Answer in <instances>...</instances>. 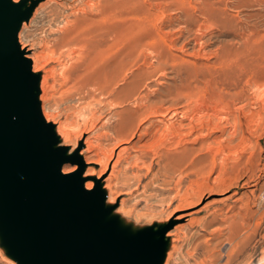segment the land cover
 <instances>
[{"label": "rangeland", "instance_id": "374dc122", "mask_svg": "<svg viewBox=\"0 0 264 264\" xmlns=\"http://www.w3.org/2000/svg\"><path fill=\"white\" fill-rule=\"evenodd\" d=\"M41 1L31 0L30 16ZM52 6L36 14L22 41L34 42L35 49L47 53L45 70L53 73L48 74L47 106L56 121H67L71 135L90 128L93 121V138L98 134L94 131L104 130L107 118L115 123L152 103L128 142V152L141 159L125 163L111 186L115 201L107 207L112 222L131 236L154 232L176 210L188 211L177 222L184 225L181 230L175 224L166 229L175 230V247L166 264H264V0L118 2L117 21L142 24L132 38H120L119 47L140 39L150 48H162L163 62L153 70L157 59L151 49L128 61L119 69L111 106L106 100L97 103V98H106L99 92L90 97L76 90L60 67L69 61L55 56L56 33L48 13ZM182 121L191 122L192 128L171 137L169 126ZM97 152L92 149L86 155L97 159ZM94 167L98 172L100 165ZM1 233L0 264H15L10 259L19 263L9 246L12 239L5 240Z\"/></svg>", "mask_w": 264, "mask_h": 264}, {"label": "water", "instance_id": "95a60500", "mask_svg": "<svg viewBox=\"0 0 264 264\" xmlns=\"http://www.w3.org/2000/svg\"><path fill=\"white\" fill-rule=\"evenodd\" d=\"M3 0L0 15V224L5 240L21 264H150L155 251L164 245L168 225L159 229L160 239L147 250L143 240L157 232L142 230L124 235L101 211L90 195L77 194L73 178L57 172V153L48 126L39 120V104L34 97L37 74L30 73L17 42V26L29 15L31 7L21 11ZM22 54V55H21ZM3 204V205H2ZM10 209V217L21 229L20 237L2 211ZM105 215L103 227L94 229V221ZM112 228L113 235L103 234ZM20 238L32 251L21 244ZM117 238L115 243L109 240Z\"/></svg>", "mask_w": 264, "mask_h": 264}, {"label": "bare ground", "instance_id": "6f19581e", "mask_svg": "<svg viewBox=\"0 0 264 264\" xmlns=\"http://www.w3.org/2000/svg\"><path fill=\"white\" fill-rule=\"evenodd\" d=\"M23 1L24 0H11V3H9V0H8V6L11 8H16L17 6L21 5V3ZM125 1H127V0H125ZM30 2H31V0H28L27 3L25 2L26 4L22 6L21 11L18 14H20L22 11H24L31 4ZM118 2L123 3L124 0L118 1ZM117 3L115 0H88V1H85V0H72V1L71 0H44V1L39 2L38 4L35 3L36 6L32 10V16H30L31 14H29L30 18L28 17L29 18L28 21H25V18L20 20V23L17 26L18 29H17V34H16L17 42L20 45V49L23 52V57L30 64V73L32 75L33 74L38 75V80L36 82V86H35V90H34V94H33L34 97L36 98L38 104H39L40 112H39L38 117H39L41 124H45L48 126V132L52 137V141L55 140V148L60 150L59 152L54 151L53 150V143H52L51 151L57 153V161L62 159L63 156H71L73 158V160H75V164L72 165V167H74L78 171L82 170L81 175L84 177H87V179H85L83 181V184L85 186L86 191H88L87 185H89V184L93 185L94 188L98 186V188L102 191V198H101L100 192H97L93 195H90V199L94 201L95 205L101 211H105L107 206L111 205V203L113 201H115L110 189H111L112 184H114L119 179L120 173L124 170V168H123V167H125L124 164L130 163V161L132 159H139L140 158L137 155H134V154L131 155V153L128 152V149H129L128 142L130 141L129 137H130V135L132 136L134 134V132L136 131L137 126H138L137 123L139 124V122H137V121L141 120L142 117H145L148 114L152 103L147 102V101H146L147 103H145L144 102L145 99H144L143 102L145 104H143V106L140 105V107L141 106L142 107L139 110H137L135 112V109H134L133 114H129V116H125V117H120L116 122L114 121L115 123H109L110 119L107 118L108 122L105 123V121H104V123L102 124V128H104V130H102L100 133L98 130L94 131V134H95V132H98V134L97 135L95 134L96 136L93 138H92V132H93L92 130L95 128V124L93 121L90 124V128H88V129L86 128V129H82V130L79 129V131L76 134H74L75 132L74 133L72 132V135L74 134V137H73L71 135L70 131L68 130L67 121H66V123H65V121L64 122L63 121H56L54 119L53 114L50 113V110L48 109V106H47V102H48L47 101L48 74L51 72V70H50V72H48V74H47V72L45 70V67H46L45 62H46V58L48 57L47 53L45 52L46 53L45 54L42 50L35 49L34 42L28 43V42L22 41V37H23L22 33L29 26V24L32 21H34L36 14L40 10L44 9V7H46L47 5L49 6V4L50 5L53 4V6L51 7V9L48 12L49 16H50V23L49 24L52 28H54V29H52V31L54 33H56V36H55L53 42H54V50L57 49L58 53H56L57 55H55L53 53L51 56L50 55L49 56L50 57H53L54 55L56 57L59 56L58 59H60V57H66V59H68L69 63L65 64L66 66L63 64L65 67L62 66V64H61L60 67H62V69L64 68L65 74H66L67 78L72 81L71 83L74 86V88H76V90H78L80 92L87 93L90 97L91 96L95 97L96 92H99L101 95L106 96V98L105 99L104 98H97V99L95 98L97 103H102L106 100L107 104L111 106V105H114V101H115L114 99H116V97H114V95L116 93L115 92V83H116V80L119 79L117 77L120 76L119 69H121L128 61H130L134 57L137 58L136 56L140 55V53L142 51L147 50V49H151L149 51L150 52L152 51V53H154L155 57H156L154 59H157V63L153 64V70L159 69L161 67V63L163 62L162 61V57H163L162 48H160V47L159 48H154V47L150 48L149 45H147L146 43H143V41H141L140 39L138 40V42L136 40H135L136 42L135 41L132 42L128 39V41H130L131 43H127V44L125 43L124 46L119 47L118 44L120 42L119 41L120 38H121V40H123L126 37L132 38L133 34L131 35V33H134V31H133L134 28H139L142 26V24L140 22L130 23V22H128L130 20H127L126 22H124L122 24L120 23V20H118L119 21L118 22L117 21V11H116ZM125 3H127V2H125ZM171 3H173V1ZM208 3H210V2H208ZM118 5H120V4H118ZM178 5H176V6H178ZM123 7H126V6H123ZM141 9H143V8H141ZM132 12H134V10ZM150 13H151V11H150ZM203 13H204V11H203ZM205 13H206V11H205ZM207 13H210V11L209 12L207 11ZM127 15H129V14H127ZM47 16H48V14H47ZM193 16H194V14H193ZM206 17H207V15H206ZM179 20H181V19H179ZM131 21H133V20L131 19ZM117 22L120 24H118ZM207 25H209V24H207ZM143 29L145 30L144 26H143ZM154 30H155V28H154ZM139 31H140V29H139ZM177 33H178V31H177ZM135 34H137V32ZM163 46H164V44H163ZM50 48H52V47H50ZM51 51L52 50H50V52ZM54 60H56V59H54ZM57 63H58V61H57ZM125 68H126V66H125ZM50 69H52V68H50ZM62 69L61 68L59 69L60 72ZM53 72H55V71H53ZM62 73H63V70H62ZM145 73L149 74V73H151V71H148V72L145 71ZM59 74L61 76V73H59ZM121 74H122V72H121ZM156 74H158V73H156ZM139 75H141V74H139ZM65 79H66V77L64 78V80ZM142 81H143V79H142ZM134 84H135V82H134ZM118 85H119V83H118ZM133 86H135V85H133ZM52 89H54V88H52ZM98 97H100V96H98ZM150 99L153 100L152 97ZM224 105H226V104H224ZM216 108H217V106H216ZM156 110H158V109H156ZM213 116H214V114H213ZM90 118H88V120ZM227 120L230 121L229 119H227ZM183 121L179 124V126H177L175 124H171L169 126V128H168L169 132L168 133L171 134V137H175V136L178 137V135H181L180 130H183L187 126H189L190 129L192 128L191 122L187 123V122H183ZM192 123H193V121H192ZM69 127H71V126H69ZM85 127H86V124H85ZM53 131H54V136L52 135ZM190 131H192V130H190ZM232 133L234 134V132H232ZM144 134L148 135L149 131L146 129L144 131ZM183 136L185 138V135H183ZM107 139H110L109 140L110 142H108L106 145L105 140H107ZM169 140H171V138ZM169 140H168V142H169ZM184 140L182 139V141H184ZM187 141L189 142L190 139H186V142ZM92 149H96V150L98 149L99 150V152H97V155H98L97 159H91V158H89L90 156L88 157L86 155V153L88 151H91ZM190 149H192V148L185 147L184 151H188ZM98 153H100V154H98ZM137 161L138 160H136V162ZM94 164L100 165V169L98 170V172L96 171ZM126 166H127V164H126ZM64 168H66V167L63 165L62 166V173L67 174L66 172L63 171ZM107 172H108V174H107ZM73 180L75 182V185L77 186V194L79 195L82 193L80 191V181H79V179H76V178H73ZM2 198H3V193H2V190L0 188V200ZM2 205H1L2 211L4 212L8 221L11 224H13L17 234L20 237V232H21L20 226L11 219L10 209L7 206H5V205L2 206ZM110 212H112V211H110ZM188 214H189L188 211L187 212L186 211L178 212L176 210V212L171 217H169V218L166 217L167 219L160 222L157 229H155V230H157V232L155 234H153L150 238L143 240L144 244L141 247V249L147 250L148 248L153 246L160 239L159 229H162L164 226L168 225L170 222L172 223V225L175 224L174 225L175 229L181 230L182 226H184V225H182L181 223H177V222H178V220L183 219ZM109 216H111L110 213H109ZM111 217H113V216H111ZM3 221H4L3 216L0 215V224H2L4 226V224L2 223ZM105 222H106L105 215L99 217L96 221H94V229H98L100 227H103ZM113 231L114 230H112V228H110V229L106 230V232L103 235L108 238V237L113 235ZM174 234H175V230H173V231L168 230L164 234V238H163L164 245L161 246L158 249V251H155L152 254V256L150 258V264H166L167 263V261L172 256V249H170V248L175 247V245H174L175 243L173 244V238H172V236ZM20 241H21V244L29 252L31 260L34 261L35 256L32 253V251L26 246L25 242L21 238H20ZM116 241H117V238H112L111 240H109V242L112 244L115 243ZM7 247H6V249H7ZM177 248H179V246ZM10 260H12L15 264H20V262L18 263L14 259H10Z\"/></svg>", "mask_w": 264, "mask_h": 264}, {"label": "snow or ice", "instance_id": "6c2138e0", "mask_svg": "<svg viewBox=\"0 0 264 264\" xmlns=\"http://www.w3.org/2000/svg\"><path fill=\"white\" fill-rule=\"evenodd\" d=\"M9 3H11V0H9ZM2 14H3V0H0V15H2ZM52 135L54 136V131H53ZM53 150L57 151V152L60 151L59 149L55 148V140L53 141ZM65 162H67L69 167H66V168L63 169V171L67 173V176L63 177V178H65V179H69V178L79 179V181H80V191L84 195L88 196V195H93V194H95L97 192H100L101 198H102V191L98 188V186L94 188L93 185L89 184V185H87L88 191L85 190V186L83 184V181L85 179H87V177H84V176L81 175V171L82 170L78 171L74 167H72V165L75 164V160H73V158L71 156H63L62 159L58 160V163H57V172L58 173L61 171L60 165L64 164Z\"/></svg>", "mask_w": 264, "mask_h": 264}]
</instances>
